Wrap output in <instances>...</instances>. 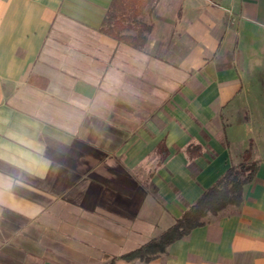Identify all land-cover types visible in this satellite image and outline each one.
<instances>
[{"label": "crops", "instance_id": "obj_1", "mask_svg": "<svg viewBox=\"0 0 264 264\" xmlns=\"http://www.w3.org/2000/svg\"><path fill=\"white\" fill-rule=\"evenodd\" d=\"M112 1L0 0V264H264V0H159L143 51ZM251 142L240 206L119 259Z\"/></svg>", "mask_w": 264, "mask_h": 264}, {"label": "trees", "instance_id": "obj_2", "mask_svg": "<svg viewBox=\"0 0 264 264\" xmlns=\"http://www.w3.org/2000/svg\"><path fill=\"white\" fill-rule=\"evenodd\" d=\"M158 2L159 0H113L101 31L119 42L143 51L153 29ZM147 15L149 21L145 19ZM253 150L254 143L251 142L242 155L243 161L239 165H232L163 234L119 259L150 262L164 254L171 244L188 236L194 229L204 226L209 221V215L216 217L230 206H240L244 187L255 178L259 168V161L252 159Z\"/></svg>", "mask_w": 264, "mask_h": 264}, {"label": "rangeland", "instance_id": "obj_3", "mask_svg": "<svg viewBox=\"0 0 264 264\" xmlns=\"http://www.w3.org/2000/svg\"><path fill=\"white\" fill-rule=\"evenodd\" d=\"M146 17H147V16H146ZM145 19L149 21V17H147V18H145Z\"/></svg>", "mask_w": 264, "mask_h": 264}]
</instances>
